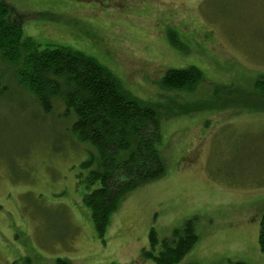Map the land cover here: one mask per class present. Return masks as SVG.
<instances>
[{"label":"rangeland","instance_id":"obj_1","mask_svg":"<svg viewBox=\"0 0 264 264\" xmlns=\"http://www.w3.org/2000/svg\"><path fill=\"white\" fill-rule=\"evenodd\" d=\"M4 1L41 48L94 60L156 108L166 172L100 238L82 201L94 149L63 105L45 111L0 64V264H154L141 256L150 233L160 243L191 219L197 242L178 264H264V0ZM190 66L195 88L161 87Z\"/></svg>","mask_w":264,"mask_h":264},{"label":"trees","instance_id":"obj_2","mask_svg":"<svg viewBox=\"0 0 264 264\" xmlns=\"http://www.w3.org/2000/svg\"><path fill=\"white\" fill-rule=\"evenodd\" d=\"M0 64L8 67L17 86L30 93L45 111L55 103L63 105L75 119L71 132L94 149L81 165L86 172L82 201L103 238L121 201L165 175V159L158 148V111L123 91L94 60L68 48H41L24 36L21 20L4 0H0ZM203 78L193 66L170 69L160 85L168 91H190ZM255 87L264 94V77ZM193 223V219L186 221L160 243L151 232V250L143 251L142 258L154 264H178L197 242ZM257 242L264 256V211ZM56 264H65V260L57 259Z\"/></svg>","mask_w":264,"mask_h":264}]
</instances>
